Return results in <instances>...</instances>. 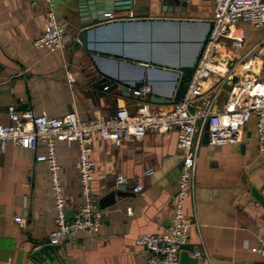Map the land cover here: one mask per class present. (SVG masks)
I'll list each match as a JSON object with an SVG mask.
<instances>
[{"label": "crops", "instance_id": "obj_1", "mask_svg": "<svg viewBox=\"0 0 264 264\" xmlns=\"http://www.w3.org/2000/svg\"><path fill=\"white\" fill-rule=\"evenodd\" d=\"M52 1L66 28L67 47L75 38L79 40L73 51L34 46L45 27L49 10L46 0H0V123L10 122L11 104L50 116H63L76 109L82 120L96 114L107 116L121 106L137 112L139 98L133 89L125 95L105 74H119L131 83L144 75L142 86L153 84L165 95L172 92V72L178 70L166 67L162 69L165 73L150 72L151 64L142 60L129 59L138 64L132 65L125 63L124 57L93 51L80 41L81 23L90 20L96 25L94 18L108 12L113 15L107 17L110 20H124L130 10L137 19L209 22L214 13V0H134L131 7L126 0L118 6H108L110 0ZM246 27L253 38L246 32V44L238 56L264 36L262 28ZM69 74L75 78L73 85L68 83ZM260 78L264 81V69ZM216 80L213 75L210 82ZM106 85L109 87L105 89ZM227 95L226 88L215 102L216 109L223 106ZM147 97L152 101L151 91ZM175 101L153 103L158 109H168ZM204 104V99L198 101V106ZM257 144L254 118L246 125L240 143L200 145L194 185L185 200L191 224L190 253L201 250L204 254L197 264L261 262V256L252 251L264 237V206L252 193L255 187L264 195V153ZM56 146L67 211L74 212L84 201L77 168L79 149L76 143L68 146L65 141H58ZM45 152V144L39 143L37 153ZM35 155L32 148L14 143L0 151V264H52L49 257L55 258L56 264H145L148 250L137 245L136 238L165 231L174 211L184 156L176 129L150 131L142 139L121 146L96 137L93 191L103 204L104 224L96 234L80 231L76 239L69 238L60 245L49 243V234L56 227L50 171L46 162L35 160ZM120 173L129 177L132 187L143 184L142 191L118 189L115 180ZM130 206L132 215L127 213ZM19 216L24 218L22 223L15 219ZM46 245L48 252L40 257V248Z\"/></svg>", "mask_w": 264, "mask_h": 264}, {"label": "built area", "instance_id": "obj_2", "mask_svg": "<svg viewBox=\"0 0 264 264\" xmlns=\"http://www.w3.org/2000/svg\"><path fill=\"white\" fill-rule=\"evenodd\" d=\"M46 1L49 10L45 27L34 40V46L50 51H73L79 40L75 38L67 47L66 28L53 10V1ZM105 15L113 17L111 12ZM137 18L133 10L127 13L126 19ZM244 25L264 30V0H214V13L203 50L194 64L182 98L168 109H158L150 101L147 97L151 91L149 85L132 91L139 98L137 112L132 113L126 106H121L112 114H96L89 120H82L76 109L63 116H50L45 112L37 114L32 108L19 109L16 104L8 106L10 122L0 123V151L4 152L10 143L32 148L36 151L35 160L46 162L50 171L56 223L49 234L50 244L60 245L69 238L76 239L80 231L96 234L104 224L105 213L93 191L96 162L92 151L96 137L121 146L126 141L142 139L150 131L176 129L184 156L171 223L165 231L143 234L135 242L148 250L145 264H179L191 226L185 213V200L194 185L198 150L207 123L209 144L225 145L240 143L246 125L255 118L259 150L264 153V81L260 78L264 69V36L238 56V50L244 47L247 40ZM213 75L217 76L215 83L210 82ZM68 83H75L72 74L68 76ZM228 85L231 89L227 90L226 101L216 109L215 102ZM200 99L205 100L203 106H198ZM58 141H65L68 146L76 143L79 149L77 168L84 201L70 218L60 177ZM39 143L46 146L43 154L37 153ZM150 172L152 170L147 173ZM115 181L120 190L132 189L138 193L143 189L141 183L132 187L125 174H118ZM127 213L133 214L131 206L127 208ZM15 219L20 223L24 221L21 216ZM252 251L262 258L256 264H264V237L252 247ZM193 256L201 259L204 254L197 250Z\"/></svg>", "mask_w": 264, "mask_h": 264}, {"label": "water", "instance_id": "obj_3", "mask_svg": "<svg viewBox=\"0 0 264 264\" xmlns=\"http://www.w3.org/2000/svg\"><path fill=\"white\" fill-rule=\"evenodd\" d=\"M121 0H110L108 6H118ZM129 7L134 0H126ZM118 9V8H117ZM105 19L106 22H105ZM105 16L94 18L98 24L93 25L90 20L81 23L84 28L80 32V41L93 51L101 53H111L116 57H124L125 63L129 59L142 60L151 64L150 72H163V68H174L175 77L173 90L165 95L158 92L151 84L152 102L168 103L174 98H182L186 83L188 82L196 60L203 50L206 38L209 35V21L169 19V18H145L132 20H108ZM99 20L101 22H99ZM116 60V59H115ZM119 61V60H117ZM106 78L114 80L116 85H120L124 94H128L130 89L140 88L143 84L144 75L134 79V83L117 74H105ZM149 79V78H148ZM235 78L234 80H236ZM149 83V80H147ZM231 85L227 86V90ZM209 124L203 136V142L209 143ZM253 196L264 206V195L255 187L252 189ZM103 206L102 202L100 203ZM73 211H67V216H73ZM49 246L40 248V257L48 252ZM193 246L186 244L180 253L179 264H197L198 258L190 252ZM52 264H56L53 258H47Z\"/></svg>", "mask_w": 264, "mask_h": 264}, {"label": "rangeland", "instance_id": "obj_4", "mask_svg": "<svg viewBox=\"0 0 264 264\" xmlns=\"http://www.w3.org/2000/svg\"><path fill=\"white\" fill-rule=\"evenodd\" d=\"M55 13H56V11H55ZM245 26V25H244ZM245 28H246V32L249 34V36H251V37H249V38H253V36L250 34V32H251V29H249V31H248V28L245 26ZM258 145V144H257Z\"/></svg>", "mask_w": 264, "mask_h": 264}]
</instances>
